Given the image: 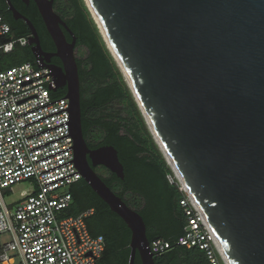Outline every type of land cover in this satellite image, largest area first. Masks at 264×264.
Wrapping results in <instances>:
<instances>
[{
  "label": "water",
  "instance_id": "obj_1",
  "mask_svg": "<svg viewBox=\"0 0 264 264\" xmlns=\"http://www.w3.org/2000/svg\"><path fill=\"white\" fill-rule=\"evenodd\" d=\"M34 1L54 53L21 17L35 58L52 70V90L67 87L76 164L130 228L129 264L137 252L143 264H155L144 218L94 169L103 165L124 178L117 149H91L84 137L77 38L55 0ZM84 1L174 176L190 190L229 263L264 264V0Z\"/></svg>",
  "mask_w": 264,
  "mask_h": 264
},
{
  "label": "built area",
  "instance_id": "obj_2",
  "mask_svg": "<svg viewBox=\"0 0 264 264\" xmlns=\"http://www.w3.org/2000/svg\"><path fill=\"white\" fill-rule=\"evenodd\" d=\"M7 35L0 43L5 53L29 45L32 33L12 36L0 13V37ZM51 87L52 70L37 59L0 70V264H98L105 250L103 235H92L87 226L93 208L68 214L73 194L65 188L83 175L75 161L69 99ZM176 179L187 216L177 243L204 250L209 264H230L190 190ZM23 182L30 190L7 201ZM150 247L160 256L173 246L157 238Z\"/></svg>",
  "mask_w": 264,
  "mask_h": 264
},
{
  "label": "trees",
  "instance_id": "obj_3",
  "mask_svg": "<svg viewBox=\"0 0 264 264\" xmlns=\"http://www.w3.org/2000/svg\"><path fill=\"white\" fill-rule=\"evenodd\" d=\"M23 5L37 28L43 49L55 50L35 1ZM54 7L74 32L76 46L87 49L85 57H77L84 137L90 147L113 145L117 149L124 178L104 166L100 172L94 169L117 195L142 215L150 242L163 238L172 243L171 249L156 257L157 264H209L204 250L177 243L187 224L180 204L183 192L85 1L55 0ZM9 21L12 36L31 33L27 23ZM64 31L71 41V34ZM10 37H0V43ZM26 61L36 62L29 45L16 46L9 53L0 49V70ZM66 92L65 88L54 95L65 96ZM70 190L73 202L68 214L78 215L94 209L86 222L92 235H103L105 239V250L98 264H129L131 230L126 222L84 179L73 184Z\"/></svg>",
  "mask_w": 264,
  "mask_h": 264
},
{
  "label": "flooded vegetation",
  "instance_id": "obj_4",
  "mask_svg": "<svg viewBox=\"0 0 264 264\" xmlns=\"http://www.w3.org/2000/svg\"><path fill=\"white\" fill-rule=\"evenodd\" d=\"M23 4H26L28 6V5H30V2L27 4L23 0H0V10L2 11L4 17L8 20V22H10L9 21V19H10L11 21H14L15 23L21 25V23L25 22V20L21 17V15L28 17L27 14L24 12L25 6ZM12 7H14L16 9V11L19 13V15H20L19 18L15 17V13H14ZM55 50H45V51L49 52V53H54ZM57 59H59L60 61L57 62ZM51 62L54 64H57V65H62V61L58 56H52ZM65 88L67 89L66 86H62V87L58 88V90L56 91L57 94H60ZM58 97H63V96H58ZM98 147H100V146H95V147H90V148L95 149ZM102 166L103 165H97L94 168L100 172V170L102 169ZM156 257L157 256L154 255L155 264H157V262H158ZM134 264H143L139 252L136 253Z\"/></svg>",
  "mask_w": 264,
  "mask_h": 264
},
{
  "label": "rangeland",
  "instance_id": "obj_5",
  "mask_svg": "<svg viewBox=\"0 0 264 264\" xmlns=\"http://www.w3.org/2000/svg\"><path fill=\"white\" fill-rule=\"evenodd\" d=\"M86 54H87V49L85 47H77L76 48V56L77 57H79V58L85 57ZM13 189H14V192H11L10 195H7V201H13V200L19 199L21 197L20 194L23 191H29L30 190V186L28 183L23 182V183L16 185ZM69 189H70L69 186L65 188V190H69Z\"/></svg>",
  "mask_w": 264,
  "mask_h": 264
},
{
  "label": "bare ground",
  "instance_id": "obj_6",
  "mask_svg": "<svg viewBox=\"0 0 264 264\" xmlns=\"http://www.w3.org/2000/svg\"><path fill=\"white\" fill-rule=\"evenodd\" d=\"M93 13H94V16L96 17V19H97V21H98V23H99V25H100V28H101V30H102V32L104 33V35H105V38L107 39V36H106V34H105V30H104V28L102 27V24L100 23V21L98 20V18H97V16H96V14H95V12L93 11Z\"/></svg>",
  "mask_w": 264,
  "mask_h": 264
}]
</instances>
